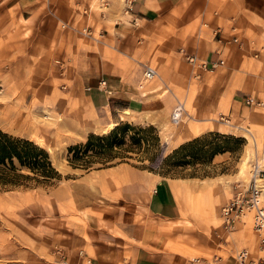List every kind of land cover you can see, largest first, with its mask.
<instances>
[{"label": "rangeland", "instance_id": "rangeland-1", "mask_svg": "<svg viewBox=\"0 0 264 264\" xmlns=\"http://www.w3.org/2000/svg\"><path fill=\"white\" fill-rule=\"evenodd\" d=\"M127 5L126 3L123 10L125 15ZM93 6L97 8L99 5L96 3ZM127 14L130 12L127 11ZM3 15L5 23L1 21ZM114 22L115 20L108 23L107 27ZM24 23L22 18L19 21L16 19L13 10L7 13L0 7V127L12 135L33 140L40 147L49 150L61 178L49 186L0 188V264H57L69 251L77 253V264H91L87 255L93 254V247L90 246L85 231L88 221L80 209L81 199L90 192L84 193L81 199L73 196V192L78 196V186L84 184L83 180L102 183L104 195L110 198H105L106 203L112 205V210L117 209L119 223H126L127 216L124 214L131 207L127 208L126 199L119 198L111 191L115 187L120 188L116 189L118 191H126L127 183L140 190L133 200L134 220L137 223L142 219L140 209L145 203L141 194L145 189L151 190V178H177L178 185L174 194L178 205L208 216L214 214L216 224L222 227L220 208L233 196L234 188L239 184L247 185L254 170L261 172L264 178V122L232 120L231 124L223 125L221 117L228 114L227 109L210 116L204 115L200 109L201 91L214 86L213 82H202V76L210 75L214 80V76L228 66L226 60L225 66L209 71L202 69L198 62L192 65L184 60L183 65L187 70L176 66L173 70L175 74L171 75L170 68L159 65L160 61L169 57L168 54L158 51L153 57L143 55V66L139 67L133 60L113 49L116 48L113 45L119 43L117 38L123 35L118 31L116 37L107 30L108 35L105 36L98 22L90 23L89 28L83 25L81 33L73 35L74 38H68L64 34L53 43L46 40L27 41L20 27ZM75 27H78V22ZM91 28H94L93 32ZM237 35L239 36V32ZM140 48L144 52V45ZM177 55L182 57L181 54ZM94 56L112 63L117 72L119 68L126 69L128 62L131 63V74H134V67H138L141 75L137 88L142 99L160 104L170 103L168 112L164 107L157 114L129 110L128 114L121 112L120 121L114 119L118 125L130 122L143 129L150 126L154 129L142 134L144 141L140 148L124 151V154L108 162L106 165L112 170L114 165H123L118 168L120 170L112 171L105 178L97 172L98 169L107 168L101 162L94 163L90 168L76 169L68 161L69 146L87 141L92 134H109L103 132L107 125H100L94 108L83 98L85 84L80 66L83 61ZM144 64L161 73L178 98L184 101L186 115L178 123L171 117L173 103L165 97L160 98L162 91L150 93L163 86L159 75L141 87ZM236 86L238 85L231 84L228 88L234 89ZM261 106H254L252 109L255 112L263 111L264 114ZM198 132L203 133L195 138L207 136L205 148L221 145L232 150L215 154L207 162L183 164L181 160L186 153H173L181 144L195 139L188 137H193ZM215 133L226 135L227 138ZM130 134H134V131ZM154 135L159 140L157 145L147 143L146 139ZM127 142L129 143V139ZM216 155L220 157V161H214ZM244 159L249 161L250 167L245 175H240ZM84 176L87 177L84 179ZM212 177L215 179L207 180ZM89 211L95 217L100 216V221H104L99 210ZM244 221L246 223L243 225L250 228L249 233L256 235L258 241L264 237V232L260 235L255 231L251 215ZM108 224L111 229L105 230L127 240V236L116 224ZM223 232L225 234L224 230ZM83 239L87 242L85 246L81 242ZM177 249L181 251L180 247ZM220 254L225 256L223 252ZM207 257L212 258L213 255Z\"/></svg>", "mask_w": 264, "mask_h": 264}, {"label": "crops", "instance_id": "crops-1", "mask_svg": "<svg viewBox=\"0 0 264 264\" xmlns=\"http://www.w3.org/2000/svg\"><path fill=\"white\" fill-rule=\"evenodd\" d=\"M96 3L99 6L94 8ZM0 7L7 13L13 10L18 21L20 18L25 21L20 27L27 41L53 43L64 34L69 38L81 33L83 25L89 28L90 23L98 22L105 36L107 30L116 37L118 31L123 35L117 38L119 43L113 45L116 48H112L139 67L143 66V55L153 57L158 51L168 54L169 57L159 65L170 68L171 75L175 74L176 66L187 70L183 65L185 61L192 65L198 62L202 69L206 64L209 71L217 59H224L228 66L214 76L215 82L210 75L202 76V82H213L214 86L201 91V112L210 116L227 109L228 114L224 116L231 120L264 122L263 111H253L254 106L246 102L247 97L253 96L263 101L261 108H264V0H0ZM114 20V24L107 27ZM1 21L6 22L5 15ZM91 29L93 32L94 28ZM234 37L241 44L234 42ZM141 45H144V52ZM187 55L195 56V62L189 63ZM130 65L126 63L127 68H119L117 72L112 63L94 56L80 66L85 84L83 98L94 108L102 127L116 122L114 119L120 121L121 112L125 114L129 110L157 114L164 107L168 112L170 103L142 99L137 88L141 70L135 66L134 74H131ZM158 75L163 86L150 93L162 91L160 98L171 101L173 110L179 98L163 75L159 72ZM102 79L107 83V92L101 86ZM231 84L238 86L229 89ZM200 133L203 132L188 138H195ZM216 160H221L218 155L214 158ZM121 165L112 166L113 170L111 167L98 169V175L105 178L112 171L120 170ZM213 179L215 177L207 180ZM151 180V190L145 189L141 194L145 203L140 209L142 219L137 223L133 200L140 190L132 188L131 183L125 184L126 191L116 190L119 187L111 191L126 199L127 208L131 207L126 210L132 213L124 214L126 223H119L117 209L112 210V205L106 203L102 183L83 180L84 184L78 186V196L73 192L76 199H81L84 193H93L84 195L80 201L81 213L88 221L85 231L93 247V254L87 255L91 264H240L234 256L247 249L249 259L264 264L263 238L258 241L256 235L250 234V228L243 225L245 221L237 223L230 231L222 226L224 234L222 227L216 224L214 214L208 216L178 205L174 194L177 178L160 176V179L152 177ZM90 209L99 210L104 221H100V216L95 217ZM108 223L116 224L127 240L105 230L111 229ZM81 242L83 246L87 244L85 239ZM116 244L119 246H114ZM77 258L76 252L69 251L57 264H77Z\"/></svg>", "mask_w": 264, "mask_h": 264}, {"label": "trees", "instance_id": "trees-1", "mask_svg": "<svg viewBox=\"0 0 264 264\" xmlns=\"http://www.w3.org/2000/svg\"><path fill=\"white\" fill-rule=\"evenodd\" d=\"M132 123H120L113 131L105 135L89 136L87 141L68 147V161L74 168H90L94 163L101 162L105 167L122 154L141 147L145 131ZM134 134H130L131 131ZM212 134V133H211ZM227 138L226 135L215 133ZM129 139V143L127 142ZM147 143H158V137L147 138ZM207 136L196 137L185 142L174 151L173 155L185 152L183 164L207 162L213 155L232 150L229 147L214 145L205 148ZM201 146V148H200ZM173 157V156H172ZM190 158V160L188 159ZM61 178V173L54 166L49 150L37 145L28 138L12 135L0 127V188L33 187V185L49 186Z\"/></svg>", "mask_w": 264, "mask_h": 264}, {"label": "built area", "instance_id": "built-area-1", "mask_svg": "<svg viewBox=\"0 0 264 264\" xmlns=\"http://www.w3.org/2000/svg\"><path fill=\"white\" fill-rule=\"evenodd\" d=\"M233 41L241 44V41L237 37H234ZM187 60L189 63H194L195 56L187 55ZM223 66H225V61L219 58L213 63L212 68L216 69ZM204 69L207 70L206 64H204ZM157 76L158 72L154 67L145 65L143 77L140 81L141 85L144 86ZM100 83L104 91L107 92L106 81L102 79ZM246 102L251 106L263 105L262 100L256 99L253 96L247 97ZM185 112L184 102L177 99V103L171 112L172 119L176 122L180 121L186 115ZM221 118L222 122L231 124V118H226L225 116ZM253 172L250 182L245 186L242 184L237 185L233 190V196L221 207L222 226L226 231H230L237 223L243 222L248 215H251L255 231L260 235L264 232V178L258 170H254ZM234 257L240 264H262L260 261L249 259L248 249L239 251Z\"/></svg>", "mask_w": 264, "mask_h": 264}, {"label": "bare ground", "instance_id": "bare-ground-1", "mask_svg": "<svg viewBox=\"0 0 264 264\" xmlns=\"http://www.w3.org/2000/svg\"><path fill=\"white\" fill-rule=\"evenodd\" d=\"M141 87H143L142 85H141ZM174 121V120H173ZM175 123H178V122H176V121H174ZM118 125V123L117 122H113V123H110L108 126H107V128H105L104 130H103V132H105V133H111V131H113V129L116 127ZM37 137V136H36ZM35 139V138H34ZM36 140V139H35ZM39 142H40V144H41V141H40V138H39ZM43 144V143H42ZM41 146H43V145H41ZM249 161H247L246 159H244V161L242 162V164H241V166H240V172H239V174L240 175H245L248 171H249Z\"/></svg>", "mask_w": 264, "mask_h": 264}]
</instances>
